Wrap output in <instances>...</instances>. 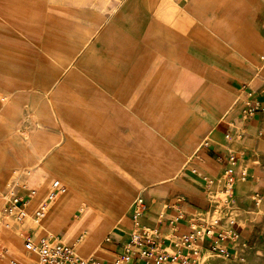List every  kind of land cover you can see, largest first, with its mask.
<instances>
[{
    "label": "rangeland",
    "instance_id": "374dc122",
    "mask_svg": "<svg viewBox=\"0 0 264 264\" xmlns=\"http://www.w3.org/2000/svg\"><path fill=\"white\" fill-rule=\"evenodd\" d=\"M262 13L264 0H0V264L28 261V229L34 241L59 237L88 256L142 186L183 165L200 178L207 149L200 144L226 106L246 132L239 85L262 64L254 26ZM211 96L222 104L210 118L197 103ZM235 156L213 178L214 210L197 215L219 221L231 251L194 247V264H264V200L240 210L234 194L246 170L234 177ZM51 164L68 172L60 176ZM16 175L39 187L56 179L68 186L40 225L3 214ZM71 190L77 202L63 215ZM84 205L89 215L111 217L87 252L77 244L88 247L99 218H82Z\"/></svg>",
    "mask_w": 264,
    "mask_h": 264
},
{
    "label": "crops",
    "instance_id": "0c3cea01",
    "mask_svg": "<svg viewBox=\"0 0 264 264\" xmlns=\"http://www.w3.org/2000/svg\"><path fill=\"white\" fill-rule=\"evenodd\" d=\"M254 26L259 43L264 48V13L255 20ZM96 34L97 28L90 29L82 47L84 48L85 44L87 46ZM260 58L262 64L259 71L255 72L250 80L242 78L239 85L242 111L249 116L247 122L244 123L246 132L243 134L240 132L242 123L240 117L236 116L237 113L231 114L234 105L226 106L207 132L204 142L200 144V148H207L199 164L204 174L198 178L197 174L190 173L183 165L168 177L150 181L142 186L138 191L137 198L143 197L146 209L141 216L135 218L136 222H141L149 227H158L166 238V233L171 227L169 220L176 217L178 213L185 212L186 217L189 219L190 217H196L198 212L213 211L214 208L210 198L211 188L214 186L213 178L221 177L222 172L229 165V157L235 159V155H238V172L234 173V177L237 179L243 173L242 166L246 170V173L242 176L244 181L236 184L234 194L240 210L252 209L258 204L257 199L264 200V55H261ZM198 94L195 96L196 99H199ZM197 104L205 107L211 118L222 104V100L211 96L210 100L198 101ZM86 113L88 117L96 119L91 109L89 112L86 110ZM88 127L90 135L96 131V124L88 125ZM207 141L210 143H207ZM50 167L52 168L53 164ZM53 168L59 172L60 176L68 172L66 166L60 164L55 165ZM218 185L217 182L215 187ZM223 188L225 189V187ZM70 194L74 205L77 202V194L74 190H71ZM85 205L82 209V218L90 220L93 217H98L99 221L93 226V231L97 233L96 238L88 247L82 249L81 242L77 244L78 250L81 252H87L92 247L94 241L111 220L110 215H89L90 210ZM164 206H167L168 210L167 215L162 218V212L166 208ZM129 210L130 208L124 211V216L120 217L113 230L99 241V243L102 242L98 246L99 248L96 245L92 249H99V255L105 260L104 263L106 264H109L108 262L113 258L114 252L120 250L121 244L128 237L127 234L132 226V217ZM177 228L179 232H186L188 230L187 220L180 221ZM241 239L244 240V236L241 235ZM226 243L229 251H231L230 240ZM103 245L113 247V249L108 252ZM103 251H107L110 255H105L106 253Z\"/></svg>",
    "mask_w": 264,
    "mask_h": 264
},
{
    "label": "built area",
    "instance_id": "2783aa9c",
    "mask_svg": "<svg viewBox=\"0 0 264 264\" xmlns=\"http://www.w3.org/2000/svg\"><path fill=\"white\" fill-rule=\"evenodd\" d=\"M67 192L68 186L62 180L56 179L47 187H39L16 175L4 191L3 214L13 216L19 223L29 220L40 225L50 208ZM130 209L133 227L109 264H194L197 255L194 247H206L221 254L230 253L228 245L223 247L225 236L219 229V221L211 224L198 216L188 219L185 212H180L169 220L174 229L168 240L158 227L136 222L135 218L146 209L142 196L133 201ZM183 220H187L188 230L179 232L177 224ZM5 226L9 227V223ZM32 234L29 229L23 231L28 261L14 259L11 264H106L98 254L99 247L88 256H82L64 239L52 236L37 242Z\"/></svg>",
    "mask_w": 264,
    "mask_h": 264
},
{
    "label": "bare ground",
    "instance_id": "6f19581e",
    "mask_svg": "<svg viewBox=\"0 0 264 264\" xmlns=\"http://www.w3.org/2000/svg\"><path fill=\"white\" fill-rule=\"evenodd\" d=\"M73 206V203L71 202V203H69V202H67L66 203V205H64V209H63V215H64V213L66 212V210H68L70 207H72ZM95 225V224H94ZM90 229H93V224H92V226L90 227ZM96 232L95 231H93V233H92V235L88 238V243L90 244L95 238H96ZM51 237V236H50Z\"/></svg>",
    "mask_w": 264,
    "mask_h": 264
}]
</instances>
